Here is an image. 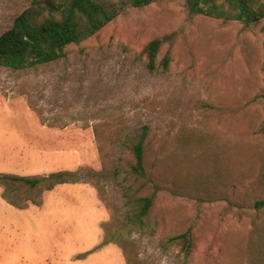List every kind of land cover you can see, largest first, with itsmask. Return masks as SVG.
<instances>
[{
    "label": "rangeland",
    "instance_id": "1",
    "mask_svg": "<svg viewBox=\"0 0 264 264\" xmlns=\"http://www.w3.org/2000/svg\"><path fill=\"white\" fill-rule=\"evenodd\" d=\"M30 1L0 0V34ZM110 1L118 14L57 61L0 66V174H74L50 190L0 182V232L13 236L0 264H264V19ZM140 197L152 200L142 223ZM186 231L189 249L174 239Z\"/></svg>",
    "mask_w": 264,
    "mask_h": 264
},
{
    "label": "trees",
    "instance_id": "2",
    "mask_svg": "<svg viewBox=\"0 0 264 264\" xmlns=\"http://www.w3.org/2000/svg\"><path fill=\"white\" fill-rule=\"evenodd\" d=\"M153 0H128L134 6H144ZM121 3L110 0H31L15 19L12 26L0 34V66L15 70L30 65L57 61L64 56V49L70 44H78L101 29L113 19L121 9ZM186 7L191 14H207L217 18L234 19L246 25L264 19V8L255 9L253 0H186ZM160 39H154L147 44V66L155 69V59L160 47ZM170 59L163 58L166 67ZM143 133L133 146L135 163L132 170L142 173L144 170V140ZM73 173L60 171L48 176H22L16 174H0V182L14 185L13 188L25 187L30 190L40 188L46 182L45 188L50 190L55 184L72 179ZM33 201L35 199H32ZM140 211L136 215L140 222L148 214L152 200L150 197H140ZM17 205L16 201L9 200ZM35 202V201H34ZM257 207L264 206V200L256 202ZM183 239L190 248L189 232L180 233L174 239Z\"/></svg>",
    "mask_w": 264,
    "mask_h": 264
},
{
    "label": "crops",
    "instance_id": "3",
    "mask_svg": "<svg viewBox=\"0 0 264 264\" xmlns=\"http://www.w3.org/2000/svg\"><path fill=\"white\" fill-rule=\"evenodd\" d=\"M13 236L8 233H1L0 232V244L5 241V239H10ZM102 258L109 259L108 257H103V256H85L81 258H68V257H60L56 256L55 261L53 264H105L102 261ZM44 260L41 257H36L31 260V262H28L25 260H20V259H7L5 264H43Z\"/></svg>",
    "mask_w": 264,
    "mask_h": 264
}]
</instances>
